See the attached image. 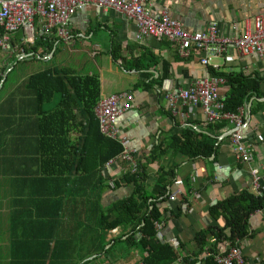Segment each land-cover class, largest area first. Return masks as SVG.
<instances>
[{
	"label": "crops",
	"instance_id": "1",
	"mask_svg": "<svg viewBox=\"0 0 264 264\" xmlns=\"http://www.w3.org/2000/svg\"><path fill=\"white\" fill-rule=\"evenodd\" d=\"M145 8L153 15L167 13L190 34L215 25L220 34L238 37L243 25L250 24L255 16L264 20V0H145ZM68 33L69 44L53 37L44 43L53 41L55 46L60 43L68 50L78 46L79 53L93 62L97 60L95 74L80 76L97 79L99 97L122 92L133 95L129 110L117 121V128L132 152L133 168L129 169L128 162L116 157L106 167H96L87 173L75 171L87 119L79 110L74 111L75 128L69 135L60 131L55 137L53 127L58 122L52 116L41 118L37 104L23 88L32 75L66 68L47 67L53 57L46 54L45 47L41 44L32 50L34 43L23 44V35L17 33L11 38L9 49L0 51V58L5 57L0 66L1 83L5 81L0 84V264H143L148 252L138 245L141 235L133 233V227L102 231L99 224V215L108 214L112 220L111 205L128 197L133 190L125 185L113 190L107 185L108 180L129 171L137 173L139 166L144 169L145 190L153 195L147 205L156 202L161 213L159 223L154 225L156 244L168 246L172 240L177 243L176 249L170 245L171 252L177 254L174 264H186L183 259L205 260L225 252V242L216 245V253L212 255L209 250L215 244L214 239L206 238L197 244L195 236L208 228L223 227L224 220L215 221L211 214V208L218 202L244 189L248 193L253 191L249 170L256 172L257 184L264 189V96L259 99L252 96L238 107L246 110L242 121L246 128L242 132L243 143L251 150V160L246 164L238 161L228 138L223 135L219 140L232 129L227 123L205 125L200 108L182 103L178 104L181 118L172 116L163 95L207 77L225 81L218 89L223 101L229 93L226 77L255 76L260 91H264V61L241 57L229 50L213 61L218 66L213 70L201 66L204 54L195 48L183 59L176 46L167 40L135 43L134 26L123 15L111 11L103 14L93 7L73 16ZM15 59L30 70L33 65L38 69L19 74L9 82ZM57 99L55 95L42 104L40 111L51 112ZM255 103L261 105L256 108ZM80 124L83 126L76 128ZM221 124L222 129L209 134V126ZM184 128L217 138L216 154L207 159H189L168 148V142ZM70 141L73 155L68 153ZM216 167L221 168L216 171ZM170 170H174V178L167 179L171 183L166 194L160 196L158 179ZM176 180H181L182 185L175 186ZM178 190L177 197L169 200L168 193ZM138 200L144 211V200ZM248 227L253 236L240 243L239 249L244 264H258L264 261V211L252 214ZM82 239H88L83 247H73Z\"/></svg>",
	"mask_w": 264,
	"mask_h": 264
},
{
	"label": "built area",
	"instance_id": "2",
	"mask_svg": "<svg viewBox=\"0 0 264 264\" xmlns=\"http://www.w3.org/2000/svg\"><path fill=\"white\" fill-rule=\"evenodd\" d=\"M87 7H93L103 14L111 11L123 15L125 21L134 26L133 41L137 44L145 40H167L176 46L178 55L183 59L190 56L191 48H195L204 54V58L200 60L201 66L213 70L218 69L213 61L220 59L229 50L241 57L264 61V20L261 16H255L250 24L243 25L238 37L220 34L215 25H210L204 32L190 34L184 31L178 22L170 19L167 13L151 14L145 8V0H0V51L8 50L11 38L19 32L23 35L22 43L25 45H32L35 40L46 42L52 37L69 44V23L76 13ZM224 84L223 79L207 77L193 81L188 86H180L165 93L163 97L167 111L172 116L181 118L178 104L182 103L192 108H200L205 125L227 123L232 128L227 135L233 152L238 161L247 164L251 160V150L243 143L242 134L246 129L242 122L246 110L241 107L236 113L225 111L224 101L218 92L219 87ZM132 99L133 95L128 92L102 96L97 99L92 110L98 133L122 146V152L117 157L128 162L129 169L133 168L132 152L127 148L126 138L117 128V121L129 110ZM223 135L225 136V132L219 140ZM110 163L111 160L103 166L106 167ZM249 174L252 188L260 194L264 189L257 184L256 172L249 170ZM107 185L113 188V181L108 180ZM174 185L179 187L182 181L176 180ZM178 193L179 190L168 193L169 200H174ZM260 211H264V202L263 208L253 214H259ZM170 245L175 249L177 247L174 240L170 241ZM212 258L217 264H243L239 247L228 248Z\"/></svg>",
	"mask_w": 264,
	"mask_h": 264
},
{
	"label": "trees",
	"instance_id": "3",
	"mask_svg": "<svg viewBox=\"0 0 264 264\" xmlns=\"http://www.w3.org/2000/svg\"><path fill=\"white\" fill-rule=\"evenodd\" d=\"M43 45L47 55L51 58L55 53V42L48 43L36 40L32 46V50ZM116 60V57H113ZM161 67L168 68L161 64ZM142 77L147 76L141 74ZM227 78L229 93L225 97V110L234 113L236 109L246 104L249 99L254 96L259 99L264 96V91H260L259 81L253 77L242 78L239 76ZM0 76L1 86L4 84ZM23 88L33 98L37 104V113L43 119L52 116L58 122V125L53 127L54 136L56 137L60 131L63 135H69L75 120V112L83 113L84 119H87V127L84 132V140L82 145L81 157L75 171L89 172L93 168L103 166L107 161L116 158L122 152V146L115 141H110L102 137L98 133L97 123L93 116V107L99 98V83L93 76H77L71 70H45L35 75L28 77L23 83ZM58 99L53 106L51 112L43 113L40 111V106L50 102L54 96ZM259 103H255V107H259ZM251 109V108H250ZM253 110H250V114ZM62 121V123H59ZM80 124L76 126L82 127ZM224 125L209 126V134L212 135V130L222 129ZM217 138L211 139L207 135L197 134L190 128L182 129L179 134L172 137L168 142V148L176 153L187 156L189 159L194 158H209L216 154L218 147L216 145ZM69 145V143L66 142ZM70 141L69 154L73 155ZM69 167L72 166V158H70ZM168 178H174V170L168 171L166 174H160L158 181L160 186L157 192L160 196L166 194V187L171 183ZM144 169L139 166L137 173L130 171L121 177L110 179L113 181V190H118L124 185L133 187L132 193L125 199L118 200L110 208H112L113 219L109 220V215H99V224L102 231L114 230L118 227L127 228L133 227L135 231L141 235L138 245L142 250L148 252V257L144 258L143 264H174L177 259V254L171 252L170 245L156 244L155 223L158 224L161 219V213L157 209L156 202H150L147 205V200L153 198V195L145 190L144 185ZM108 180V179H107ZM106 187V185H105ZM107 188V187H106ZM138 198L144 200L146 205L142 211L139 205ZM264 190L260 195L248 193L246 189L241 190L238 195L230 196L226 200L218 202L212 209V218L216 221L219 218L224 220V225L221 229L217 226L208 228L205 231H200L196 234L195 240L197 244H201L206 238H212L215 241L213 248L209 251L213 255L216 253V245L225 241L227 249L231 247H239L240 243L247 239H251L253 234L249 233L248 219L256 211L263 208ZM138 229V230H137ZM203 247V245H202ZM170 248V249H169ZM205 248V247H203ZM203 248L201 250H203ZM226 249V250H227ZM200 250V253H201ZM186 264H217L212 257H207L205 260L198 259H183ZM242 261L244 258L242 254ZM258 264H264V261H259Z\"/></svg>",
	"mask_w": 264,
	"mask_h": 264
},
{
	"label": "rangeland",
	"instance_id": "4",
	"mask_svg": "<svg viewBox=\"0 0 264 264\" xmlns=\"http://www.w3.org/2000/svg\"><path fill=\"white\" fill-rule=\"evenodd\" d=\"M78 49H79L78 46H75V47L73 46L70 49V50H73V52L71 53L70 50H68L65 45H62L60 43L57 44L52 61L47 64V67L52 66V65L59 66V67H65L67 70H71L74 73H76V75H79V76L85 75L88 72L91 74H95L96 64L99 65V63H97V60L93 62L87 55L79 53ZM1 58H0V66H1V63L4 61L5 57L3 56L2 60ZM12 68H14V70H13V74H10L9 76V79H8L9 82L13 81L14 78L19 74L33 73L34 70L38 69L36 65H33L30 70V68H28L27 66H22L17 61V59L13 61ZM42 68L43 66L41 65L39 70H41ZM228 136L229 135H227V132H225V138H228ZM253 191H255V195L261 194V191H260V194H258V192L254 189ZM261 212L262 211H260V213ZM87 241L88 239L86 240L82 239L81 241H78L77 243L73 244V247H78L80 249L81 247L84 246V244H86Z\"/></svg>",
	"mask_w": 264,
	"mask_h": 264
},
{
	"label": "water",
	"instance_id": "5",
	"mask_svg": "<svg viewBox=\"0 0 264 264\" xmlns=\"http://www.w3.org/2000/svg\"><path fill=\"white\" fill-rule=\"evenodd\" d=\"M229 132H230V131H229ZM229 132H227V133H229ZM220 168H221V167H216V168H215V170H216V171H219V170H220ZM251 194H253V195H254V194H255V191H251Z\"/></svg>",
	"mask_w": 264,
	"mask_h": 264
}]
</instances>
